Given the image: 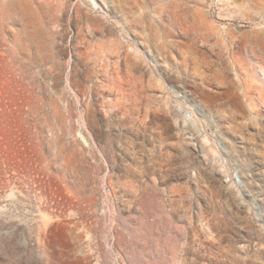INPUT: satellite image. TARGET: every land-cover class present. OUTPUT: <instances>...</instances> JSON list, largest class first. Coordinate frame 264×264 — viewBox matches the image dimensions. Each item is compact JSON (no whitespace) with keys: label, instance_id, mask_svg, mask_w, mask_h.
Here are the masks:
<instances>
[{"label":"rangeland","instance_id":"1","mask_svg":"<svg viewBox=\"0 0 264 264\" xmlns=\"http://www.w3.org/2000/svg\"><path fill=\"white\" fill-rule=\"evenodd\" d=\"M0 264H264V0H0Z\"/></svg>","mask_w":264,"mask_h":264},{"label":"built area","instance_id":"2","mask_svg":"<svg viewBox=\"0 0 264 264\" xmlns=\"http://www.w3.org/2000/svg\"><path fill=\"white\" fill-rule=\"evenodd\" d=\"M236 176V180L238 181V183H241L242 181H241V179H240V176L238 175V173L237 174H235Z\"/></svg>","mask_w":264,"mask_h":264}]
</instances>
